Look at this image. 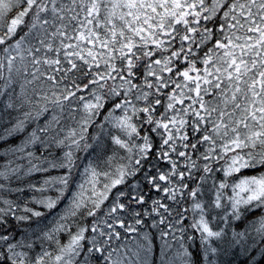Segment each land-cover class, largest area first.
<instances>
[{
    "label": "snow or ice",
    "instance_id": "obj_1",
    "mask_svg": "<svg viewBox=\"0 0 264 264\" xmlns=\"http://www.w3.org/2000/svg\"><path fill=\"white\" fill-rule=\"evenodd\" d=\"M0 264H264V0H0Z\"/></svg>",
    "mask_w": 264,
    "mask_h": 264
}]
</instances>
